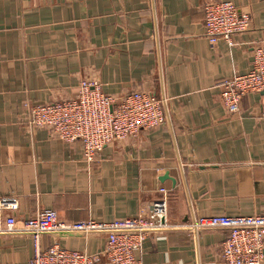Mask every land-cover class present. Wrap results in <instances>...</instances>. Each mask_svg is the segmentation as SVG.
Here are the masks:
<instances>
[{
	"label": "crops",
	"instance_id": "0c3cea01",
	"mask_svg": "<svg viewBox=\"0 0 264 264\" xmlns=\"http://www.w3.org/2000/svg\"><path fill=\"white\" fill-rule=\"evenodd\" d=\"M229 1L250 16L247 32L211 49L203 5ZM264 29V0H0V264H28V236L3 232L43 210L64 222L134 217L167 192L166 220L264 214V91L242 98L237 114L218 83L251 68V43ZM105 94L145 91L161 100L164 122L107 144L94 161L79 143L28 128L31 107L72 98L81 80ZM227 232L172 229L150 236L137 264H215ZM94 254L103 234L44 235ZM264 254V249H263ZM99 264H108L101 261ZM264 264V259L261 262Z\"/></svg>",
	"mask_w": 264,
	"mask_h": 264
},
{
	"label": "built area",
	"instance_id": "2783aa9c",
	"mask_svg": "<svg viewBox=\"0 0 264 264\" xmlns=\"http://www.w3.org/2000/svg\"><path fill=\"white\" fill-rule=\"evenodd\" d=\"M203 27L211 49L222 41L233 45L232 37L247 32L250 16L229 1H208L203 5ZM251 68L243 74L218 83L221 103L227 113L239 111L242 98L264 91V29L258 41L251 43ZM161 100L145 91H131L121 97L105 94L93 79L81 80L74 97L35 105L29 110L28 128H46L66 143L77 142L82 157L92 162L103 147L115 141L136 137L154 130L164 122ZM259 119H264V102ZM162 198L152 201L137 215L111 222L94 220L64 222L52 210L37 212L17 225L13 217L5 220L4 233L31 238L34 254L28 264H137L136 253L152 235L172 229L227 232L219 246L220 260L215 264H261L264 259V214L250 216L199 217L192 224L171 225L166 220V190ZM14 199H0V208L15 209ZM75 232L83 235L103 234L106 243L94 254L70 250L54 243L39 249L44 235Z\"/></svg>",
	"mask_w": 264,
	"mask_h": 264
}]
</instances>
